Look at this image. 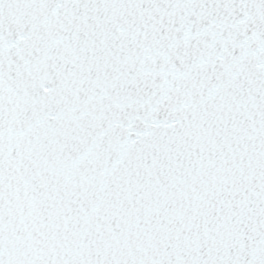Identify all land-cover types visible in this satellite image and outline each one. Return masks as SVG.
<instances>
[{"label": "snow or ice", "instance_id": "snow-or-ice-1", "mask_svg": "<svg viewBox=\"0 0 264 264\" xmlns=\"http://www.w3.org/2000/svg\"><path fill=\"white\" fill-rule=\"evenodd\" d=\"M0 264H264V0H0Z\"/></svg>", "mask_w": 264, "mask_h": 264}]
</instances>
